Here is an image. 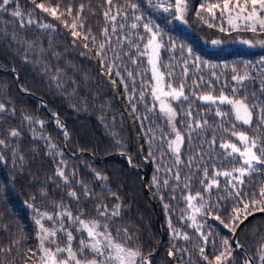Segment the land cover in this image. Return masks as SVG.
Masks as SVG:
<instances>
[{
	"label": "trees",
	"instance_id": "obj_1",
	"mask_svg": "<svg viewBox=\"0 0 264 264\" xmlns=\"http://www.w3.org/2000/svg\"><path fill=\"white\" fill-rule=\"evenodd\" d=\"M131 2L138 3L145 14L152 16L153 20L164 28L167 36L172 37L178 45L183 44L190 47L192 52L200 57L202 63L198 69L193 67L189 58L185 94L190 93L187 85H191L192 81L195 80L199 84L198 94H206L211 90L209 85L205 83V81H210L211 88L215 89L213 95L219 94L222 88L225 94L231 95V87L235 84V81L231 79L233 75L231 66L235 65L241 69L240 74H243L241 61H250L255 64L260 57L264 56V48L250 47L240 42L241 39H252L253 33L244 30L232 31L226 21L223 26L228 31L221 32L219 27L210 28L195 18V11L202 0H189L187 24L172 20V17L164 13L162 9L153 11L147 6L146 0H131ZM208 2L214 3L216 0H208ZM36 3L56 7L57 0H36ZM68 3L69 0H61V7L58 12L64 11V7ZM81 3L85 5L84 11L81 13L85 22L83 29L77 27L76 30L87 33L90 28L96 40L102 42L104 38L101 30L106 26L103 16V12L107 10L105 0H73V15L76 14ZM114 3L119 5L124 3V0H114ZM17 6L24 14L25 24L23 27H21L19 18L11 15ZM33 9L35 11L31 18L34 23L27 24L28 13L32 12ZM113 14H115V10H113ZM217 16H219V12H217ZM165 18L171 22L165 25ZM64 19H68V17L65 16ZM132 22L129 19L128 24ZM44 23L52 24L53 27L41 28L39 25ZM116 23H121L119 17ZM209 23H216V21L209 18ZM69 24H71L70 19ZM107 26L109 27V35H113L111 22H108ZM126 33L132 34L127 28L124 32L118 30L113 35V45H115L116 36H123ZM140 34H144L142 30ZM260 38H264V34H261ZM74 39L77 41L76 44L72 43ZM213 39H220L223 43L211 46ZM133 40H135L134 35ZM84 43L82 37H72L71 29L65 28L60 20L36 8L30 0H16L8 6V12H0V66L9 69L6 71L0 69V102L5 103L9 108L14 107L16 109L15 116H4L7 123H0V136H7L5 129L16 128L20 130L22 139L19 143L21 152L25 157L22 172L13 168L8 150H4L7 163L0 161V186H2L0 187V214H2L0 225L7 227V231L0 227V247L11 246L12 240L20 235L21 230L26 237L17 246L20 250L19 254L17 247H13L10 254H0V260L12 261L14 264H32L31 260H25V252L28 249L35 251L38 243L36 239L37 227L32 220L34 214L25 204L26 201H29L31 194L36 195V200L29 202L35 203L38 207L41 204L46 205L49 199L57 201L63 199L71 207L74 214L77 211V205L67 196L69 187L65 186L61 178L55 175L60 160H63L67 165L64 171L66 175H69V179L73 180L70 172L75 171L77 173L76 179L82 180L90 189H94L104 198L111 209L118 201L112 198L110 192L103 191L98 186L92 170L95 169L108 177L107 183L112 192L120 197L119 202L122 205L127 206H122L123 220L118 221L116 226L122 229L127 228L129 233H136L143 253L145 255L151 253L149 255L151 264H191V261H195V264H201L197 250L193 247L194 244L200 243L201 238H199L197 231L191 227L190 220L181 219L182 216L191 215L190 212L182 211L186 209V203L181 197L182 194L187 195L188 193H182L181 189L185 176L192 175V194L194 195L197 190L203 191L199 183V177L202 174L199 171L189 172V169L184 165L187 164L188 157L195 156L198 152H205V159L209 155L223 156L219 147L220 133H217L214 152H208L207 144L201 145V139L196 133H193L191 143L185 134L180 152L183 161L179 167L181 183L180 187H177L176 181L172 178L176 170L173 155L166 145L157 141H153L152 154L150 155L149 145L146 142L147 138L144 135L150 121L154 122V128L157 125L164 126L160 114L158 112L152 113L149 120L145 121V127L141 128L140 122L136 119V114L132 113L127 99V95L132 92L133 78L135 79L137 99L142 80L146 92L145 99L149 101L152 99L147 94L150 83H154L148 57L137 59L135 64L128 57L123 58L121 75L125 78L124 82L129 84L128 93H125L120 79L115 75V70L111 76L104 74L107 71V65L101 66L92 41H87V49L83 47ZM140 43L143 45L146 41H140ZM162 43L167 44V40L165 39ZM128 48L129 45L125 43L124 51H127ZM89 50H91L89 55L82 54L89 53ZM132 55L135 58V49L132 50ZM185 58V55L178 49L166 51L162 48L160 50L159 68L165 73V82H167V70L164 65L171 64V70L179 77L183 70ZM57 70H61L59 78L56 77ZM12 71L17 72L20 84L32 95L22 94L16 85ZM127 72L133 74L132 78L127 76ZM248 72L252 78L243 82L248 88V102H252V92H256L259 99L264 100V95L260 94L261 80H264V67L249 68ZM201 77H203V81ZM113 79L116 80L115 86L111 83ZM178 83V80H172L174 86ZM34 95L45 99L47 109L43 107L41 100ZM243 95L244 92L241 89L240 96ZM173 107L180 113V107H177L175 103ZM184 107H187V102L184 103ZM195 107L202 112H207V108L203 107L202 102L198 100ZM223 110H227V108L224 107ZM144 111L143 105L137 103V112L143 114ZM52 114H56L61 123L65 125L68 133L67 139L63 134V129L57 126L56 118ZM24 115H28L37 121H44L42 128L38 123L31 126L37 134L35 139L27 121L21 124ZM196 115V112L193 111V117ZM207 118L210 124L219 121V118H215L211 113L208 114ZM230 118H232L231 115ZM253 120L255 123V112ZM236 123L239 131H245L248 135H252L249 126L241 125L240 122ZM177 127L182 134L185 133V129L180 125L179 120H177ZM164 130L168 131L167 128ZM112 133H116V135L114 136ZM41 134L50 137L51 143L58 146V150L63 153V156H56L55 150L53 155L49 156L45 141L39 139ZM156 135L159 136L160 133L157 131ZM206 139L211 140L210 133ZM225 139L237 142L235 138L230 136H225ZM117 141L121 143L117 144ZM12 142L16 143L15 140ZM121 152H125L126 155H121ZM127 156H131L133 163L138 167L130 166ZM197 159H199L198 156ZM231 166V164H225L222 168L219 163L216 164V168L221 170ZM195 167L196 165L193 164L192 168L195 169ZM208 167L209 175H211V162ZM168 168L173 169V172H168ZM154 176L159 181V190L152 183ZM11 177H15V180L10 179ZM49 177H52L55 183L49 181ZM260 179L264 178L253 177L254 181ZM164 180H168V186L164 185ZM223 184L224 180L221 178V185L223 186ZM45 186L48 197H41L39 190ZM145 186L151 196L146 192ZM173 188H176V191H173ZM71 189L80 195V206L94 217L93 204L95 201H86L74 180ZM220 194L223 195L222 192ZM161 196H163V200L160 199ZM173 196L175 199H172ZM212 197L214 199L217 197L215 189L212 191ZM165 204L169 205L168 209H165ZM233 206V202L229 200L226 206L221 205L222 210L216 214L220 215L227 223L228 213ZM155 207L162 228V238L157 226ZM41 211L52 212L53 209L41 207ZM169 218L172 229L181 234L180 238L173 239V231L169 228ZM197 219L200 221V217ZM202 231L206 235L211 232L207 244H201L205 247V254L209 256L210 260L213 258V240L218 251L222 250V237H227L232 242V235L229 230L225 229L219 221L210 217ZM185 233L191 238L190 240L182 239V234ZM113 234L115 235V233ZM238 239L253 258L254 264H258V249L264 245V216L258 215L247 221L240 230ZM231 246L235 249L232 253V264H243L246 259L245 255L235 247L233 242ZM177 248L188 249L183 260H181L179 253L175 259L168 256L170 249L175 253ZM189 255H191V261Z\"/></svg>",
	"mask_w": 264,
	"mask_h": 264
},
{
	"label": "snow or ice",
	"instance_id": "obj_2",
	"mask_svg": "<svg viewBox=\"0 0 264 264\" xmlns=\"http://www.w3.org/2000/svg\"><path fill=\"white\" fill-rule=\"evenodd\" d=\"M14 2L16 0H0V12H8V6ZM30 2L44 13H48L50 16L60 20L65 28L71 29L72 37H82L85 41L83 44L84 48H88L87 41L91 40L96 50V56L100 59L101 66L107 65V71L104 74L111 76L115 70V75L120 79L125 93H128L129 84L124 82L125 78L121 75L123 58L128 57L135 64L137 59L145 56L148 57L154 83H150L147 94L152 99L150 101L145 99L146 92L143 80L137 99L134 78L132 79V92L127 95V99L132 113L136 114V119L140 122L141 128L145 127V121L149 120V116L152 113L158 112L160 114L164 126L160 127L157 125L154 128V122L150 121L144 135L147 138L146 142L149 145L150 155L152 154L153 141L166 145L173 155L176 170L172 178L176 181L177 187H180L181 183L179 167L183 164V161L181 160L180 152L185 134L188 137L189 143H191L193 133H196L201 139V145L207 144L208 152H214L217 133H220L221 142L219 147L223 152V156L209 155L205 159L206 153L198 152L195 156L187 158L188 162L184 167L188 168L189 172L194 173L199 171L202 174L199 177V183L203 191L197 190L193 195L191 191L193 176H185L181 191L188 194H182L181 198L186 203V209L182 211L190 212L191 215L182 216L181 219L190 220L191 227L197 231L199 238H201L200 243L193 245L201 259V264H225V262L232 264V253L235 250L231 246L232 242L236 244L237 249L243 248L239 239L236 238L230 242L229 238L222 237V250L219 251L216 249L215 241L213 240V258L210 260L209 256L205 254V247L201 246V244H207L211 232L206 235L202 229L205 228L207 219L210 217L213 220L219 221L234 237L237 229L240 228L249 216H252L257 211L264 213V179L253 180L254 176L264 178V100H260L257 93L252 92V102L249 103L248 88L243 83L245 80L252 78L248 72L249 68L264 67V56L260 57L255 64L250 61H241L243 74H240L241 69H238L235 65L231 66V71L233 72L231 79L235 81V84L231 87V95L225 94L223 88L219 94L213 95L215 89L211 88L210 81H205V83L209 85L211 90L206 94H198L199 84L195 80L192 81L191 85H187L190 93L185 94L184 89L186 86L189 58L193 67L198 69L202 63L200 57L196 56L190 47H186L183 44L178 45L172 37L167 36L164 28L159 23H156L152 16L146 15L138 3L124 0V3L117 5L114 3V0H105L107 10L103 12V16L105 17L106 26L101 30L104 39L100 42L96 40L90 28L87 33L76 30L77 27L80 29L84 27L85 18L81 15L85 8L83 3L79 5L76 14L73 15V0H69L68 5L61 12H58V9L61 7V0H57L56 7H48L44 3H36V0H30ZM146 4L153 11L162 9L164 13L172 17V20L184 24L188 23L186 17L189 11V0H146ZM113 10H115V14H113ZM34 11L33 9L32 12L28 13L29 19H27V24L34 23V20L31 18L34 15ZM217 12H219V16H217ZM11 15L19 18L21 27L24 26V14L18 6L16 10L11 12ZM65 16L68 19H64ZM118 17L121 20L119 24L116 23ZM195 18L207 24L210 28L219 27V31L221 32L228 31L223 26L225 21L232 31H249L253 33V38L241 39L240 42L250 47L264 48V38H260L261 34H264V0H216L214 3L202 0L195 11ZM209 18L216 21V23H209ZM69 19L71 20V24H69ZM129 19L133 21L131 24H128ZM108 22H111L113 35L118 30L124 32L126 28L132 34L126 33L123 36H116L115 45H113V35H109ZM170 22L165 18V25ZM39 26L45 29L53 27L52 24L47 23L40 24ZM141 30L144 33L143 35L140 34ZM133 35L135 36V40H133ZM13 38L15 39V36ZM165 39L167 40V44L162 43ZM140 41H146V43L141 45ZM72 43L76 44V39ZM125 43L129 45L127 51H124ZM211 43L213 45H220L223 41L213 39ZM162 48L166 51L178 49L186 57L183 61V70L179 77L171 70V64L164 65V68L167 70V82H165V73L161 72L159 68L160 50ZM133 49H135V58L132 55ZM90 52L91 50H89V53L82 54L89 55ZM225 67L228 66L225 65ZM60 71L57 70L56 72L57 78H59ZM127 76L132 78L133 74L127 72ZM173 79L179 81L175 86L172 84ZM201 80L203 81V77H201ZM111 83L115 86L116 80L113 79ZM241 89L244 92L243 96H240ZM25 91L27 90L25 89ZM260 94L264 95V80H261ZM197 100L202 102V106L207 108V112H202L195 107ZM185 102H187L186 108L184 107ZM137 103L143 105L145 110L143 114L137 112ZM174 103L177 107H180V113L173 107ZM224 107L227 110H223ZM193 111L196 112V117H193ZM254 112L255 123L253 120ZM15 113L16 109L14 107L9 108L5 103L0 102V123H7L4 119L5 115L15 116ZM209 113L215 118H219L218 123L210 124L208 122L207 117ZM53 115L55 116V114ZM230 115L232 118H230ZM177 120H179L180 125L185 129L184 134L177 127ZM25 121H27L32 136L35 139L37 134L31 126L38 123L42 128L44 121H37L28 115H24L21 124ZM236 122L249 126L252 135H248L245 131H239ZM56 124L61 129H64V125L58 117L56 118ZM165 128L168 131H165ZM5 131L7 136H0V161L7 163L4 150H8L13 168L22 172L23 163L25 162V157L21 152L19 143L22 139V133L16 128L5 129ZM157 131L160 133L159 136L156 135ZM209 133L211 134V140L206 139ZM112 135L115 136L116 133H112ZM64 136L66 139L68 138L66 129H64ZM225 136L233 137L237 142L227 140ZM39 139L45 141L49 156L53 155L54 150L56 156H63V153L58 150V146L51 143L50 137L41 134ZM13 140L16 143H13ZM120 143V141H117V144ZM120 154L126 155L125 152H121ZM197 156L199 159H197ZM127 160L130 166L138 167V165L133 163L131 156H127ZM210 162L212 164L211 175H209L208 167ZM217 163L222 168L225 164H231L232 166L221 170L216 168ZM193 164L196 165L195 169L192 168ZM66 166V162L60 160L55 175L61 178L65 186L69 187L70 190L67 192V196L77 205V211L74 214L71 207L63 199L59 201L49 199L46 205L41 204L38 207L35 203L29 202L36 200V195L31 194L29 201H26L25 204L34 214L32 220L37 227L36 239L38 243L35 251L28 249L25 252V260H31L32 264H151L148 256L141 250V246L138 243L139 237L136 233H129L127 228L122 229L116 226L118 221L123 220L122 206H127L122 205L119 202L120 197L112 192L107 183L108 177L97 172L95 169L92 170L98 186L103 191L110 192L112 198L118 201L111 209L104 198L96 193L94 189H90L82 180L76 179L77 173L75 171L70 172L76 185L81 189V195H83L85 200L95 201L93 204L95 216L93 217L80 206V195L74 189H71L73 180H70L69 175L65 174L64 168ZM167 171L171 173L173 169L168 168ZM221 178L224 180L223 186L221 185ZM10 179L14 181L15 177H11ZM48 180L55 183L52 177H49ZM152 183L159 190L160 184L155 176L152 179ZM163 183L165 186H168V180H164ZM56 187H59V185H56ZM214 189L217 192L215 199L212 197ZM172 190L176 191V188ZM221 192L223 195L220 194ZM39 195L41 197H48L46 186L39 190ZM160 199L163 200V196ZM172 199H175V197L173 196ZM229 200L233 202L234 206L228 213V222L225 223L221 216L216 213H219L222 210L221 205L226 206ZM41 207H50L53 211H41ZM164 207L168 209L169 205L165 204ZM197 217H200V221H198ZM0 227H3L7 231L6 226L0 225ZM169 228L172 229L170 218ZM172 231L173 239L180 238L181 234L177 230L172 229ZM25 238L21 230L20 235L12 240L11 246L0 247V254H10L13 251V247L20 245L21 241ZM182 239L188 241L191 238L185 233L182 234ZM61 241H63V244H61ZM19 251L17 247L18 254ZM258 252L259 260L261 264H264V245L258 249ZM178 253L181 260H183L184 254L188 253V249L177 248L175 253L170 249L168 256L175 259ZM189 259L191 261V255H189ZM252 260V257H248L243 261V264H252ZM0 264H14V262L0 260ZM191 264H195V261H191Z\"/></svg>",
	"mask_w": 264,
	"mask_h": 264
},
{
	"label": "water",
	"instance_id": "obj_3",
	"mask_svg": "<svg viewBox=\"0 0 264 264\" xmlns=\"http://www.w3.org/2000/svg\"><path fill=\"white\" fill-rule=\"evenodd\" d=\"M0 69H1V70H4V71L9 70V69L3 68L2 66H0ZM12 72L14 73V77H15L16 85H17V87L19 88V90L22 92V94H24V95H32L28 90L25 91V89H24V88L22 87V85L20 84V82H19V77H18L17 72H15V71H12ZM34 96H35V95H34ZM35 97L39 98V99L41 100L42 104H43V107H44L45 109H47V104H46L45 99H43L42 97H39V96H35ZM52 115H53V114H52ZM53 116H54V115H53ZM54 117L57 118V115L55 114ZM59 120H60V119H59ZM60 121H61V120H60ZM64 129H65V125H64ZM64 129H63V134H64ZM64 141H65V139H64ZM64 148L66 149V146H65V145H64ZM145 189H146V192L151 196V193L149 192V190H148V188H147L146 186H145ZM155 212H156L155 215H156V220H157V226H158L159 231L161 232V238H162V228H161V225H160V223H159V218H158L157 208H156V207H155ZM258 215H262V216H264V213L257 211V212H255L252 216H249V217L247 218V220H245L244 223L240 226V228L237 229V232H236L235 236H234V237L232 236V241H234L236 238H238V234H239L240 230L242 229V227L245 225V223H246L247 221H249L251 218H253V217H255V216H258ZM233 244H234L235 247H236V244H235L234 242H233ZM238 250H239L240 252H242V253L245 255L246 258L251 257V256L249 255V253L247 252V250L244 248V246H243V248H239ZM152 254H153V253H152ZM146 256H148V258H149V255H146ZM252 264H254L253 260H252ZM258 264H261L259 258H258Z\"/></svg>",
	"mask_w": 264,
	"mask_h": 264
},
{
	"label": "rangeland",
	"instance_id": "obj_4",
	"mask_svg": "<svg viewBox=\"0 0 264 264\" xmlns=\"http://www.w3.org/2000/svg\"><path fill=\"white\" fill-rule=\"evenodd\" d=\"M181 23V22H180ZM211 46H214L213 44H211ZM150 66V65H149ZM161 71V70H160ZM162 72V71H161ZM165 90H167V89H165ZM47 223V222H46ZM48 226H50V225H48ZM61 242H63V241H61ZM61 244H63V243H61Z\"/></svg>",
	"mask_w": 264,
	"mask_h": 264
}]
</instances>
